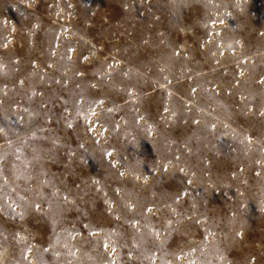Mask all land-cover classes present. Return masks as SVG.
I'll use <instances>...</instances> for the list:
<instances>
[{"label":"rangeland","instance_id":"obj_1","mask_svg":"<svg viewBox=\"0 0 264 264\" xmlns=\"http://www.w3.org/2000/svg\"><path fill=\"white\" fill-rule=\"evenodd\" d=\"M0 264H264V0H0Z\"/></svg>","mask_w":264,"mask_h":264}]
</instances>
